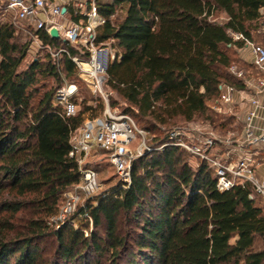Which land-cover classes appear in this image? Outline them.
<instances>
[{
  "label": "trees",
  "instance_id": "1",
  "mask_svg": "<svg viewBox=\"0 0 264 264\" xmlns=\"http://www.w3.org/2000/svg\"><path fill=\"white\" fill-rule=\"evenodd\" d=\"M5 3L0 0V264H264V198L248 181L220 191L206 161L189 162L192 153L169 133H157L179 121L214 123L223 87H245L230 71L239 60L232 48L247 40L264 46V35L262 43L254 35L264 28V0H95L104 18L95 44L113 41L122 56L109 63L104 85L128 103L122 113L153 132V149L135 159L130 187L119 198L99 197L110 213L106 238L48 223L62 193L80 181L69 153L82 116H66L55 101L65 82L79 87L72 60L79 46L15 21ZM80 11L66 6L71 20L84 24ZM216 11L225 22L211 18ZM235 33L245 39L234 41ZM35 40L38 55L22 68ZM59 49L66 51L57 58Z\"/></svg>",
  "mask_w": 264,
  "mask_h": 264
},
{
  "label": "built area",
  "instance_id": "2",
  "mask_svg": "<svg viewBox=\"0 0 264 264\" xmlns=\"http://www.w3.org/2000/svg\"><path fill=\"white\" fill-rule=\"evenodd\" d=\"M83 7H85V3H75L76 13L78 9H81L80 12L86 16L84 24L73 22L64 25L56 23L51 17L64 16L66 6L53 4L49 0H6L2 6L6 13L13 16L15 21L28 23L37 28H45L48 33L52 26H56L60 38L82 46L89 51L87 59H83L77 54L72 56V60L79 69V75L91 85L92 90L102 93L106 107L101 116L87 119L73 130L70 137L71 150L69 155L78 164L80 181L62 193L60 197V201L63 200L62 204L59 202L57 211L48 221L49 224L57 223V226L67 224L82 231H84L82 227L73 224V217L79 213L90 217L89 211L92 206H95L92 196L97 191L103 190L99 172L95 166L91 165L90 158L102 151L107 155L119 177L115 185L100 191L99 197L113 196L119 198L130 187L132 166L135 159L153 149L148 144L149 132L140 128L130 114L112 109L108 103L107 96L103 92L106 70L111 60L120 59L122 56L104 47L106 45L98 46L95 44L96 26L104 22V18L98 13L95 0H92L91 7L87 11ZM40 14H47L48 18L43 19ZM240 39H245L243 34H233L234 41ZM34 44L39 45L38 40H35ZM246 44L252 49L254 63L264 73V46L248 40ZM65 51V49H59L53 54L58 58L59 54ZM83 61H87L90 67H84ZM258 85L264 87V79L259 80ZM77 91L78 87L75 84L65 82L56 92L55 101L63 106L68 117L77 116L80 112L74 100ZM253 116L254 112L252 111L248 117L251 119ZM183 132L185 134L181 128L171 130L169 134L172 143L206 161L216 173V185L220 191H227L236 183L248 181L253 185L255 193L264 198V180H260L256 174L254 153L243 150L234 161L230 158L231 154H236L234 149L228 150L223 156L212 153V149L218 143L216 137L201 136L198 137L197 142L190 143L181 138ZM244 141L247 144L254 142L264 144V131L261 135H254L251 125L248 123ZM165 145L158 147V149H162ZM231 147L233 146L229 144L228 148ZM241 148L243 149V146ZM83 198H86V201H83L85 200Z\"/></svg>",
  "mask_w": 264,
  "mask_h": 264
},
{
  "label": "rangeland",
  "instance_id": "3",
  "mask_svg": "<svg viewBox=\"0 0 264 264\" xmlns=\"http://www.w3.org/2000/svg\"><path fill=\"white\" fill-rule=\"evenodd\" d=\"M85 7H83L84 9ZM213 20L218 22H225L226 21V15L222 11H216L214 12L213 16L211 17ZM65 20L60 17L58 19V22H64ZM83 22H81L82 24ZM255 35V40L259 43H262V35H264V28L261 29V33L257 31V34ZM25 39V38H23ZM111 50L113 53L116 52V49L113 46V41H108L106 43V46H104ZM82 46H79V55L83 57V59H87L86 54V48ZM244 48H235L237 52V57L239 58L238 61H236L230 71L231 73L237 75L238 77H242L243 79L247 78L249 75L254 76H260L261 73L259 69H257L254 64L250 62V60L245 59L246 52L249 51L248 49L244 54L241 53L242 49ZM36 44H33L32 47H30L29 53L27 57L25 58L22 68H24L28 62L31 61V59L38 53L36 52ZM86 49V50H85ZM111 60V59H110ZM112 61V60H111ZM241 73V75H238ZM80 82L78 83V91L77 96L75 98V101L77 103V107L81 113L82 116V122L93 118L101 116L105 110L106 102L104 100V97L102 93L99 91L94 92L92 90L91 85H89L80 75ZM103 92H105V95L107 96L108 103L112 109H117L120 112H123L124 109L128 107V103L124 101L121 97L118 96V94L115 91H112L108 89L105 85H103ZM89 106H93V108H90ZM214 109L216 110L214 115L215 122L214 123H204L203 120L197 118L194 121L191 122H185V121H179L176 124H166L161 125L162 132H157L159 135H165L167 133H170L171 130L175 128H181L185 131L182 133L181 138L190 143H195L198 141V137L201 136H211L216 137L218 139V143L215 145V147L212 149V153L220 154V155H226V152L229 150H233L235 146H243V150L248 151L252 149L251 144H247L244 141V129L243 127L237 123L236 118L235 120H231L229 118V115H233L234 111L230 110L223 102V99H221L217 104L214 105ZM222 123V124H221ZM139 127H142L141 124H138ZM150 134V137L148 139V144L150 145V140L153 138V132L148 131ZM189 135V136H188ZM231 145L233 147L228 148V145ZM180 147V146H179ZM184 149V148H183ZM186 150V149H185ZM187 151V150H186ZM262 153V152H261ZM234 155L237 156V154H231V159L234 157ZM262 155V154H261ZM233 156V157H232ZM189 162L196 163V155H190ZM234 160V159H232ZM235 161V160H234ZM91 165L95 166L99 172V179L102 182V189H109L113 185H115L118 180V174L116 173V170L114 169L113 165L110 163L109 159L107 158V155L103 153L102 151L99 152L98 155L93 156L90 158ZM97 191V193L93 194V202L95 206H92V208L89 211V216L87 217L85 215L76 214L75 217H73L74 225L77 227H82L86 235H90L92 231H94L98 236L102 238H106L110 228V213L105 207H101L99 204V194L100 191ZM84 197V196H83ZM95 198V199H94ZM86 201V198H83ZM62 199L60 201V204H62ZM51 227L58 229L61 228V226H57V223H50Z\"/></svg>",
  "mask_w": 264,
  "mask_h": 264
},
{
  "label": "crops",
  "instance_id": "4",
  "mask_svg": "<svg viewBox=\"0 0 264 264\" xmlns=\"http://www.w3.org/2000/svg\"><path fill=\"white\" fill-rule=\"evenodd\" d=\"M53 4H60L63 6H67L72 4L75 7L76 2L86 3L87 0H49ZM76 9V8H75ZM264 13V8L262 9ZM40 17L43 19L48 18L47 14H40ZM62 17L65 21L58 22V19ZM56 23L68 25L73 23L70 16L65 12L64 16H56L51 17ZM248 49V52L246 50ZM246 52L245 59L250 60L254 66L257 65L254 63V54L252 49L247 44L242 49L241 53L244 54ZM261 75L254 76L249 75L244 79L245 87L242 89H237L229 86L223 87V102L230 109L233 110V115L236 118L238 124H240L244 129V135L246 132V128L248 123L251 125V130L254 135H261L264 131V87H260L258 85V81L264 79V73L259 69ZM227 99V100H226ZM254 112V116L249 119L248 115L250 112ZM243 145V144H242ZM240 145L234 147V151L237 154L234 155L232 159L236 160L238 155H240L243 151ZM252 149L245 152H252L255 154L256 158V174L260 180H264V144L254 142L251 144ZM262 152V153H261ZM262 154V155H261Z\"/></svg>",
  "mask_w": 264,
  "mask_h": 264
},
{
  "label": "water",
  "instance_id": "5",
  "mask_svg": "<svg viewBox=\"0 0 264 264\" xmlns=\"http://www.w3.org/2000/svg\"><path fill=\"white\" fill-rule=\"evenodd\" d=\"M49 34L52 38H60L59 30L56 26H52L49 30Z\"/></svg>",
  "mask_w": 264,
  "mask_h": 264
},
{
  "label": "bare ground",
  "instance_id": "6",
  "mask_svg": "<svg viewBox=\"0 0 264 264\" xmlns=\"http://www.w3.org/2000/svg\"><path fill=\"white\" fill-rule=\"evenodd\" d=\"M83 65H84V67H90V65H89V63L87 62V61H83ZM85 77H86V75H85ZM87 78V77H86ZM88 79V78H87Z\"/></svg>",
  "mask_w": 264,
  "mask_h": 264
}]
</instances>
